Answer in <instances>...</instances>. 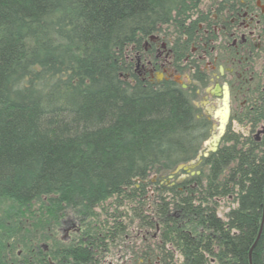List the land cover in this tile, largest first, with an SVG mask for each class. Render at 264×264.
Returning a JSON list of instances; mask_svg holds the SVG:
<instances>
[{
    "label": "trees",
    "instance_id": "obj_1",
    "mask_svg": "<svg viewBox=\"0 0 264 264\" xmlns=\"http://www.w3.org/2000/svg\"><path fill=\"white\" fill-rule=\"evenodd\" d=\"M203 8L0 0V264H103L126 253L128 231L160 264H264V136L227 129L198 174L165 185L209 122L184 90L134 68L148 36ZM249 117L264 122V105Z\"/></svg>",
    "mask_w": 264,
    "mask_h": 264
},
{
    "label": "flooded vegetation",
    "instance_id": "obj_2",
    "mask_svg": "<svg viewBox=\"0 0 264 264\" xmlns=\"http://www.w3.org/2000/svg\"><path fill=\"white\" fill-rule=\"evenodd\" d=\"M188 23L192 24L180 32L165 29L148 36L134 56L136 74L151 84L177 85L194 107L199 96L208 98L211 113L195 117L207 120L210 128L215 123V133L213 115L222 106L225 87V125L247 122L264 105V0H207L202 12ZM248 124L256 131L248 136L260 142L255 127H264V122ZM73 226L66 225L68 234ZM137 236L126 234V253L119 250L117 259H104L103 264H160L158 257L135 253ZM154 238L155 234L151 236Z\"/></svg>",
    "mask_w": 264,
    "mask_h": 264
},
{
    "label": "rangeland",
    "instance_id": "obj_3",
    "mask_svg": "<svg viewBox=\"0 0 264 264\" xmlns=\"http://www.w3.org/2000/svg\"><path fill=\"white\" fill-rule=\"evenodd\" d=\"M206 1L207 0H204V3ZM209 101L210 100L208 98H204V97H200V96L197 99H195L194 103H195L196 114L201 116V113L202 114L211 113ZM214 126H215V123L212 124V128H210V124H209L207 137L205 138V140L201 144V147L199 149V152H198L196 158L194 160L188 162L185 165H181V168L179 170H177L176 172H172L169 176H167L166 180H164L165 185H169L171 182H174V180L179 181V180L185 178L186 174L188 175V177H190V176H193L194 174L199 173L197 171V168H198L200 161H201V158H202V156L199 157V155L207 154L210 151L211 146H212L211 138H212V135L215 134V132H213ZM251 127H252V125L250 126V124H248V122H244L243 120L241 123H238V124L232 123L231 127H227V124H226L225 128L223 130L224 132L222 133V135L225 133V131L227 129H230L232 132L242 134V135H248L249 132H252L253 134H255L256 131L252 130ZM255 128H257L256 129L257 131L259 130L258 131L259 134H257V136L260 140H262V138L264 136V132H262V131H264V127H260L257 125ZM218 143H219V141L217 142V146H218ZM198 159L200 160L199 162H198ZM76 226L77 225L71 227L70 232H71V230H74V228H76ZM65 229L66 228L64 226V227H62L61 230H59V238L62 240L67 239L68 235L70 234V233L68 234V232ZM128 233H130V232L128 231ZM115 259H117V255H114V254H112V255L107 254L106 255V261H114Z\"/></svg>",
    "mask_w": 264,
    "mask_h": 264
},
{
    "label": "water",
    "instance_id": "obj_4",
    "mask_svg": "<svg viewBox=\"0 0 264 264\" xmlns=\"http://www.w3.org/2000/svg\"><path fill=\"white\" fill-rule=\"evenodd\" d=\"M226 98H227V92H226V88L224 87L223 88V100H222V106L221 108H218L215 113H214V118L215 120L217 121V125H216V133L214 135H212V138H211V143H212V146H211V149L210 150H214L215 148V145L218 141V139L220 138V136L222 135L223 133V130H224V127H225V122L227 120V116H228V107H227V102H226ZM199 156H206V154H202V155H199ZM181 167H177L174 172H176L177 170H179ZM263 215H264V201H263ZM260 232V231H259ZM259 235V234H258ZM258 237V236H257ZM257 240V238H256ZM255 240V242H256ZM255 242L253 243L252 247L254 246ZM252 247L250 248L249 250V254L251 252V249ZM250 257V255H249Z\"/></svg>",
    "mask_w": 264,
    "mask_h": 264
},
{
    "label": "bare ground",
    "instance_id": "obj_5",
    "mask_svg": "<svg viewBox=\"0 0 264 264\" xmlns=\"http://www.w3.org/2000/svg\"><path fill=\"white\" fill-rule=\"evenodd\" d=\"M252 117H248V119H247V122H252ZM221 138V137H220ZM220 138H219V140H220ZM218 140V141H219ZM216 147H217V144L215 145V148H214V150L213 151H215V149H216ZM210 151H212V150H210ZM209 151V152H210ZM208 154V153H207ZM207 154H206V156H207ZM206 156H202V157H206ZM199 157H201V156H199ZM200 160L198 159V162H199ZM174 172V171H173ZM198 174V173H197ZM262 216H264L263 214H262ZM262 220H263V217H262ZM262 220H261V224H262ZM260 231V230H259Z\"/></svg>",
    "mask_w": 264,
    "mask_h": 264
}]
</instances>
